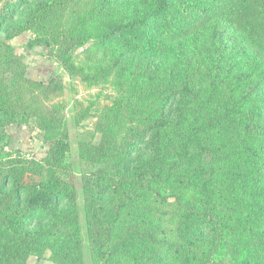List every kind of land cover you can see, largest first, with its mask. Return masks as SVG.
I'll return each mask as SVG.
<instances>
[{"label": "rangeland", "instance_id": "obj_1", "mask_svg": "<svg viewBox=\"0 0 264 264\" xmlns=\"http://www.w3.org/2000/svg\"><path fill=\"white\" fill-rule=\"evenodd\" d=\"M6 1L0 0V8ZM126 4L127 0H29L22 11L0 22V38L30 17L37 24L34 32H25L11 40L12 63L9 67L0 66V111L9 113L6 120L0 121V134L5 135L0 144V214L10 230L33 235L31 242H24L22 250L15 253V261H24L23 264H87L90 261L89 232L85 224L81 221L75 225L70 221L71 225L57 218L49 224L29 223L26 208L17 210L13 206L17 187L24 185L31 193L68 187L69 205L81 210L86 197L97 191L98 182L103 178L107 183L129 165L139 168L142 164L156 163L149 140L145 147L140 144L131 149L135 137L144 130L132 103L135 104L141 91L153 84L160 91L169 87L176 89L182 80L178 77L184 73L191 75L197 58L210 64L221 56L222 65L232 66V82L241 73H251L240 82L246 98L234 110L236 122L250 129L238 133L235 143L247 148L255 145L253 149H258L259 158L249 161L241 157L235 172L227 169L225 161L206 162L204 174L216 191L218 213L223 214L222 210L226 209L222 207L225 201L235 211L241 207L242 213L256 215L253 225H249L250 236H264V149H261L264 146V90L251 88L264 76V64L256 63L247 41L224 22L216 23L196 42H188L168 54L132 49L112 39L98 45L106 33L124 21L122 11L126 12ZM53 33L89 40L72 57L73 66L82 75L69 76L53 59L50 47L29 44ZM194 52L200 53V57H195ZM147 67L152 72L146 71ZM196 70H199L198 64ZM200 71L195 73L200 75ZM50 77L63 87L61 91L53 93L41 88ZM193 80L200 82L201 78L194 76ZM252 111L255 119L251 118ZM45 115H53L50 131L58 133L52 141L46 140L50 133L38 125ZM88 151L102 153L103 158L88 160L85 158ZM245 153L252 152L242 154ZM4 174L15 179L3 183ZM168 194L159 190L157 197L148 196L140 204L124 207L116 223L113 244L117 254L113 264H204L203 255L213 239L212 228L195 232V241H190L188 235L194 225L189 224ZM103 197L109 203L113 201L112 206L124 201L122 196H113L110 190Z\"/></svg>", "mask_w": 264, "mask_h": 264}, {"label": "trees", "instance_id": "obj_2", "mask_svg": "<svg viewBox=\"0 0 264 264\" xmlns=\"http://www.w3.org/2000/svg\"><path fill=\"white\" fill-rule=\"evenodd\" d=\"M28 2L8 0L3 3L0 22L22 11ZM124 8V21L106 33L98 45L112 39L132 49L140 48L157 55L168 54L188 42H196L216 23L224 22L247 41L256 63L264 64V0H127ZM35 26L36 21L30 17L6 31L5 36L0 38V66L9 67L12 63L11 40L25 32H34ZM87 42L89 40L84 37L53 33L29 44L50 47L53 59L73 77L82 74L73 66L72 57ZM203 54L205 56L206 52ZM194 56L200 57V53L194 52ZM197 61L195 59L191 75L184 73L183 77H178L182 80L176 89L169 87L160 91L153 84L141 91L135 104L132 103L144 130L135 137L131 149L140 144L145 147L149 140L156 163L142 164L139 168L129 165L107 183V179L103 178L98 182L97 191L86 197L81 210L69 205L68 187L51 192L40 189L31 193L26 186H18L13 206L17 210L26 208L25 217L31 224H49L56 218L74 221L75 225L82 221L89 232L90 261L87 264H113L117 254V247L113 244L116 223L124 207L140 204L148 196L157 197L159 190L165 191L169 192L168 197L189 224L194 225L193 232L188 233L190 241H195V232L212 228L213 239L203 255L204 264H264V236H250L252 229L249 225H253L256 215L251 217L242 213L241 207L240 211H235L228 201L222 206L226 207L222 210L223 214H219L216 191L204 174L206 162L218 164L225 161L227 169L235 172L241 157L249 161L259 158L258 149H253L255 145L247 148L235 143L238 133L250 129L244 123L236 122L234 110L246 98V90H240V82L251 73H241L232 82V66L230 63L222 65L221 56L213 59L211 65L202 59L200 61V58ZM196 64L199 70L195 71ZM215 64L216 67H213ZM146 71L152 72V69L147 67ZM197 71L200 75L195 73ZM194 76L201 81L194 82ZM42 87L53 93L63 89L53 77ZM256 87L264 90V76L259 77L251 88ZM8 116V112L0 111V121ZM251 118L255 119L254 111ZM52 119L53 115H45L43 120L38 121L40 128L50 133L47 134V141H52L53 136L56 139L57 132L50 131ZM4 140L5 135L0 134V144ZM249 151L252 153L242 154ZM86 154L88 160L103 158L102 153L88 151ZM59 155L62 156L61 150ZM1 179L7 184L15 178L4 174ZM108 190L113 196H122L124 201L112 206L110 203L114 202L109 203L103 197ZM32 236L10 230L0 214V264H23L24 261H15L14 255L22 250L24 242H31ZM3 252L6 255L1 257ZM6 257L14 261L6 260ZM192 257L196 258L195 255Z\"/></svg>", "mask_w": 264, "mask_h": 264}]
</instances>
